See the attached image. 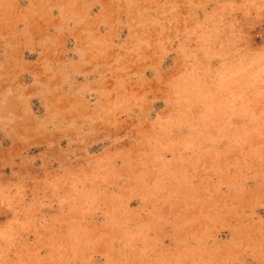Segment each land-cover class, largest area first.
<instances>
[{
  "label": "rangeland",
  "instance_id": "1",
  "mask_svg": "<svg viewBox=\"0 0 264 264\" xmlns=\"http://www.w3.org/2000/svg\"><path fill=\"white\" fill-rule=\"evenodd\" d=\"M0 264H264V0H0Z\"/></svg>",
  "mask_w": 264,
  "mask_h": 264
}]
</instances>
